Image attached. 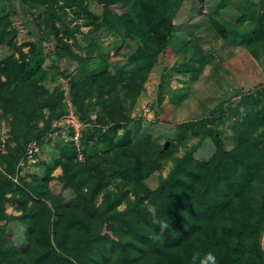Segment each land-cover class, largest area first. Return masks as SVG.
I'll use <instances>...</instances> for the list:
<instances>
[{
	"label": "trees",
	"instance_id": "obj_1",
	"mask_svg": "<svg viewBox=\"0 0 264 264\" xmlns=\"http://www.w3.org/2000/svg\"><path fill=\"white\" fill-rule=\"evenodd\" d=\"M96 1L101 14L89 8V0H0V130L9 127L0 151V264H200L209 252L216 264H264V84L256 93L242 92L218 115L176 125L166 135L168 146L152 138L150 121L132 115L152 72L171 77L177 62L167 66L170 57L187 56L189 48L198 47L199 36L176 21L180 10L195 28H212L261 60L264 0L230 28L204 12L205 0ZM14 2L41 7L33 18L37 30H29L37 32L36 40L18 41L12 21L18 9H8ZM68 9L82 18L75 28L64 19ZM80 26L113 35L115 53L128 42L135 46L112 71L110 52ZM49 38L57 60L44 65L41 42ZM97 49L101 52L93 55ZM60 60L66 62L63 68ZM186 64L179 72L202 70ZM59 73L67 77L72 112L84 123L78 141L53 126L70 112L66 91L55 82ZM162 99L159 94L157 103ZM242 111L232 126L237 142L227 149L219 123ZM188 129L200 132L199 140L159 175L163 149ZM48 134L58 137L53 163H30L29 143L42 146ZM75 134L70 124L69 135ZM24 164L43 168L31 176L22 173ZM57 167L62 172L55 175ZM52 180L62 184L61 192L52 189ZM11 202L18 213L8 212Z\"/></svg>",
	"mask_w": 264,
	"mask_h": 264
},
{
	"label": "rangeland",
	"instance_id": "obj_2",
	"mask_svg": "<svg viewBox=\"0 0 264 264\" xmlns=\"http://www.w3.org/2000/svg\"><path fill=\"white\" fill-rule=\"evenodd\" d=\"M256 5L257 8H261L260 0H205L204 12L209 16L216 18L219 22L223 23L225 27L230 28L231 26L238 24L239 17L243 12L249 11V9ZM18 9L15 16L13 17V25L18 27V41L36 40L37 32L31 33L29 30L37 25H34L33 18H37V15L41 12V7H26L21 3H12L8 5V9L11 11L12 8ZM89 8L98 14L103 11V6L96 0H89ZM118 12H123L124 9L120 6L114 8ZM69 10V9H68ZM3 12L0 9V13ZM185 16L184 12L180 10L176 21L178 22L181 29L188 31L194 35L199 36L196 48H189L185 54L187 56H172L169 59L167 66L173 65L175 62L177 68L174 69L173 74L169 76L164 74L161 78V72L156 69L152 72L149 80L146 82L145 88L143 89L137 104L132 110L133 116H142L144 119L150 121L149 129L152 133V138L158 142H165L166 146L170 144L169 137L166 136L168 133L173 132L176 125L184 121H189L199 118H209L213 114H220L221 109L229 108L231 105L237 103V100L242 96V92L256 93V87L259 84H264V55L259 58H255L247 49L242 45H231L227 40H223L221 37L216 35V31L211 28L196 27L195 23H191L190 17L183 20ZM194 21H200L201 16L192 17ZM191 18V19H192ZM64 19L68 25L75 28L76 25L82 22V18L78 16L75 11L69 10L65 15ZM42 28L45 26V22L42 20ZM29 24V25H28ZM194 24V25H193ZM63 27L62 25H60ZM195 28V29H194ZM89 26H80V30L83 32H89ZM89 36L97 37L101 40L105 47V52H110L109 58V69L114 71L117 67L124 62L123 54L131 52L135 44L128 42L120 50V53H115V48L112 44L115 42L113 35L109 33H96L89 32ZM71 42L72 38L69 39ZM44 65H50L57 60L55 49V41L52 38L44 39L42 42ZM112 46V47H111ZM74 48L80 53H83L82 48L78 47L74 43ZM28 47H26V50ZM196 49V50H195ZM2 49L0 48V53ZM98 49L93 52V55L100 53ZM209 56V61L205 60L204 56ZM198 58H197V57ZM202 58V60H200ZM204 65L202 66L201 62ZM195 63L197 67H201L202 70L199 74H194L191 71L179 72L180 68H186V63ZM63 60H60V64L63 68ZM178 64V65H177ZM69 70H74V66H70ZM66 91V101L69 103V114L65 115L59 120H55L53 126L58 127L59 132L66 139H75L78 141L79 132L84 124L76 115L73 114V107L71 105V98L69 95L67 77L59 73L58 81ZM45 84L52 89L53 80L47 78ZM159 94H162L163 99L160 104L157 103ZM242 111L239 115H231L225 118L219 123L218 128L223 130L225 136V146L227 149L233 147L237 142L236 135L233 131V122L238 118H242ZM72 124L76 130V134L71 137L69 135V125ZM121 130V129H120ZM119 130V131H120ZM9 127L6 124L0 130V151L4 150L5 140L9 136ZM200 138V132H194L193 129L183 131L182 134L173 139V146L163 149V156L161 157V164L159 175L165 176L172 164L175 155H181L187 148L197 143ZM43 145L40 146L36 140L29 143L28 147L36 144L38 151L35 157L29 162H44L53 163L52 157V146L58 141L56 134H48L43 137ZM78 143V142H77ZM81 147V144H80ZM101 149H105V146H101ZM95 148L88 150L89 154H92ZM42 166H27L26 164L22 167L23 174H35L42 170ZM62 172L61 167H57L54 171L55 175ZM30 178V176H29ZM150 185H153L150 179H147ZM52 189L59 193L62 191V184L57 180H52ZM259 189L257 188L254 196L259 197ZM257 202V201H256ZM125 204L120 205L122 208ZM7 210L10 213H18L16 209V203H8ZM19 229H16V234L19 235ZM22 240V235H20ZM264 245V235H263Z\"/></svg>",
	"mask_w": 264,
	"mask_h": 264
},
{
	"label": "clouds",
	"instance_id": "obj_3",
	"mask_svg": "<svg viewBox=\"0 0 264 264\" xmlns=\"http://www.w3.org/2000/svg\"><path fill=\"white\" fill-rule=\"evenodd\" d=\"M29 148V147H28ZM28 151V150H27ZM36 155V154H35ZM28 159V157H27ZM29 161V159H28ZM160 236H162L163 232L167 229V224H160ZM160 236L154 237L155 239H159ZM200 264H216V257L213 253L205 254L204 258L200 260Z\"/></svg>",
	"mask_w": 264,
	"mask_h": 264
},
{
	"label": "built area",
	"instance_id": "obj_4",
	"mask_svg": "<svg viewBox=\"0 0 264 264\" xmlns=\"http://www.w3.org/2000/svg\"><path fill=\"white\" fill-rule=\"evenodd\" d=\"M38 151V148L36 144L33 143V145L29 146L27 151V157L29 160H32L35 157L36 152Z\"/></svg>",
	"mask_w": 264,
	"mask_h": 264
}]
</instances>
